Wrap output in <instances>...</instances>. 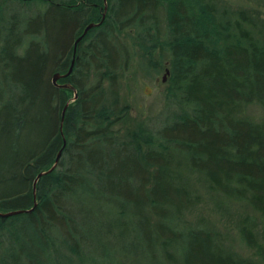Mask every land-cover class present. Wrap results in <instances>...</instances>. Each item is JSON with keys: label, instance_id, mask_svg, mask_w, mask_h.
<instances>
[{"label": "trees", "instance_id": "1", "mask_svg": "<svg viewBox=\"0 0 264 264\" xmlns=\"http://www.w3.org/2000/svg\"><path fill=\"white\" fill-rule=\"evenodd\" d=\"M9 3L19 11L0 13V212L35 205L0 217V264H118L100 238L92 201L102 198L120 208L108 220L117 237L130 223L145 258H156V243L178 264H253L223 251L211 230L186 226L195 201L172 181L178 166L259 214L260 242L250 219L238 234L263 257L264 115L244 112L264 111V34H250L241 11L223 20L210 0H105L104 10L103 0H0V10ZM88 23L98 24L56 80L69 87L54 86ZM121 34L140 49L143 75L168 71L154 130L144 121L129 128L118 106L117 70L131 59ZM145 212L156 218L153 233Z\"/></svg>", "mask_w": 264, "mask_h": 264}, {"label": "rangeland", "instance_id": "2", "mask_svg": "<svg viewBox=\"0 0 264 264\" xmlns=\"http://www.w3.org/2000/svg\"><path fill=\"white\" fill-rule=\"evenodd\" d=\"M215 4L218 15L223 20H235L236 12L241 11L244 15L243 26L253 36L264 34V0H210ZM32 6L34 10L39 8ZM41 8V7H40ZM19 7L15 3H9L6 8L0 10L3 17L10 13L18 12ZM4 12V14H3ZM3 31L0 27V35ZM127 33L131 34L130 30ZM132 35V34H131ZM119 41L128 50L129 59L125 69L117 70V86L115 97L118 106H126V121L132 128L138 121H144L151 130L161 123L164 116L165 95L168 87L166 67H161L156 73L143 75L137 67V61L141 58L138 47H133L132 37L126 34L119 35ZM143 60H145L143 58ZM106 85V84H104ZM106 103L108 104L113 95L104 88ZM264 111L256 105H250L244 112V117L254 121H261ZM175 178L172 181L184 186L194 197L195 203L184 213L183 220L186 226H200L215 233L218 246L223 251L237 256L253 264H264V255L259 257L254 251L244 245L239 237L238 229L243 219H250L254 224L256 240L260 242V227L263 222L259 214L252 208L239 201L224 197L209 189V183L203 173L187 170L181 166L173 168ZM223 196V197H221ZM94 212L99 216L100 238L103 245L114 256L116 263L121 264H178L176 257L168 260L159 245L155 243L156 258H145L137 247L133 229L130 223L127 225L125 236L119 239L118 227L111 224V220L119 211L117 202L110 198L92 201ZM141 220L148 223L150 232L154 231L156 218L147 212L140 214ZM121 238V237H120ZM264 248V247H263Z\"/></svg>", "mask_w": 264, "mask_h": 264}, {"label": "water", "instance_id": "3", "mask_svg": "<svg viewBox=\"0 0 264 264\" xmlns=\"http://www.w3.org/2000/svg\"><path fill=\"white\" fill-rule=\"evenodd\" d=\"M104 9H105V0H103V10ZM97 24L98 23H88V24H86L85 27L82 30V33L75 38V40L73 42L72 57H71L70 65H69L67 71L65 73H63V74L53 73V75L51 76V83L54 86H56V87H69L66 84H57L56 83V80L58 78H60V77L66 76L70 72L71 67H72V64H73L74 52H75V44H76V42L81 38V36L86 32L87 29H89L90 27H92L94 25H97ZM74 98H75V93L73 92L71 100H73ZM66 105H67V103L62 108V111H61V114H60V123L62 121L63 112H64V109H65ZM59 154H60V150L57 151V153L55 155V158H54V161H53V163L51 164V166L48 169H46L45 171H40L39 173H37V175L35 176V178L33 180V184H34L35 180L40 175L49 172L55 166V164L57 162V159L59 157ZM34 205H35V203H33L32 207H30L29 209H15V210H9V211H5V212H0V217H7V216H10V215H15V214L22 213V212H29L30 210H32V208L34 207Z\"/></svg>", "mask_w": 264, "mask_h": 264}]
</instances>
